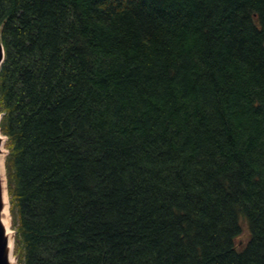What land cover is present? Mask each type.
<instances>
[{
    "label": "trees",
    "instance_id": "16d2710c",
    "mask_svg": "<svg viewBox=\"0 0 264 264\" xmlns=\"http://www.w3.org/2000/svg\"><path fill=\"white\" fill-rule=\"evenodd\" d=\"M0 45L15 264H264V0H0Z\"/></svg>",
    "mask_w": 264,
    "mask_h": 264
},
{
    "label": "bare ground",
    "instance_id": "6f19581e",
    "mask_svg": "<svg viewBox=\"0 0 264 264\" xmlns=\"http://www.w3.org/2000/svg\"><path fill=\"white\" fill-rule=\"evenodd\" d=\"M2 138L0 137V202H1V208H0V224L4 231V238L6 240V246H5V255L7 257V264H15L11 258V236L8 234V220L6 221V218L8 217L7 214V196L5 194L4 190V184L1 179V173H2Z\"/></svg>",
    "mask_w": 264,
    "mask_h": 264
},
{
    "label": "rangeland",
    "instance_id": "374dc122",
    "mask_svg": "<svg viewBox=\"0 0 264 264\" xmlns=\"http://www.w3.org/2000/svg\"><path fill=\"white\" fill-rule=\"evenodd\" d=\"M0 137L2 138V150H3V153H2V173H1V179H2V182L4 184V190L6 192L5 176H4V166H3L4 157H5L6 152H7L6 151V146H5L6 139H5V137L2 134H0ZM7 212H8V210H7ZM7 220H8V232H9L8 234L11 236V243H12L13 242V228L11 226V221H10L9 214H8V217L6 218V221ZM239 226H240V234L235 238V241H234L235 248L237 250H240L242 248V246L244 245V243L246 242V240L248 238V231H247L246 223L243 221V219H239ZM11 258H12L13 262L15 263L16 256L14 255L13 252H11Z\"/></svg>",
    "mask_w": 264,
    "mask_h": 264
},
{
    "label": "water",
    "instance_id": "95a60500",
    "mask_svg": "<svg viewBox=\"0 0 264 264\" xmlns=\"http://www.w3.org/2000/svg\"><path fill=\"white\" fill-rule=\"evenodd\" d=\"M2 60H3V51L0 45V64L2 63ZM0 208H1V202H0ZM5 246H6V240L4 238V231L0 224V264H7V257L5 255Z\"/></svg>",
    "mask_w": 264,
    "mask_h": 264
}]
</instances>
